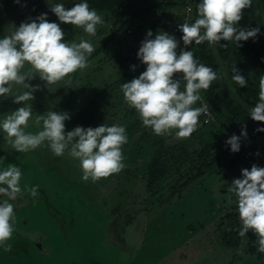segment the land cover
I'll use <instances>...</instances> for the list:
<instances>
[{"label":"rangeland","instance_id":"1","mask_svg":"<svg viewBox=\"0 0 264 264\" xmlns=\"http://www.w3.org/2000/svg\"><path fill=\"white\" fill-rule=\"evenodd\" d=\"M198 2L200 0L125 1L128 14L124 19L129 25L95 55L121 23L100 14L105 24L98 26L95 37L67 24L69 29L64 31L65 35L75 30L70 41L78 42L83 37L93 43L95 51L89 57V67L73 74L70 85L61 81L47 88L39 77L26 81L41 85V90L34 93L35 99L30 101L33 120L36 115L49 110L67 112L71 119L65 121L66 131H71L75 128L71 124L73 117L88 115L85 128L118 124L126 128L128 136V142L123 146L126 167L93 183L82 179L79 161L67 153L57 157L47 144L34 152L19 153L5 147L4 133L0 130V170L13 164L7 160L10 157L22 169L21 187L25 191L13 202L16 205L15 232L24 239L34 261L40 264L55 261L86 264V256L92 254L96 264H254L255 257L248 252L247 238L240 236L241 242L236 248L219 244L218 235L230 223L223 219L224 226L219 228V221L230 213L241 227L236 198L232 196V202H229L227 187L234 179L242 178V169L250 170L253 164L264 167V164L238 158L232 165L223 167L230 160L225 158L206 170L199 180L180 188L185 176L196 167L195 162L184 160L178 172L169 173L156 186L148 188L144 172L155 150L154 141L162 142L164 146H179L175 153L182 158L184 152L199 150L211 141H217L219 135L209 130L203 136L195 137L194 132L190 138L182 140L174 135H154L143 126L138 113L124 102L120 90L117 58L138 52L148 30L153 32V38L159 32H167L178 40L174 28L189 22L192 14L197 16ZM253 2L258 10L264 7L262 0ZM156 3L164 5L158 8ZM50 4V0H0V38L10 34L22 22H30V18L44 13L52 21L55 14L51 12ZM63 25L60 23L64 30ZM224 80L220 81L222 88H225ZM21 106L23 104L13 103V98H0V120ZM248 124L250 137L255 128H264V122L254 121L251 117ZM38 130L34 124L28 129ZM248 135L242 137L264 152V132L255 140H250ZM37 185L38 195L32 197L27 189ZM69 223L74 225L69 226ZM86 223L100 224L98 239L92 237L94 230L89 226L87 232H78L81 228L86 230L83 225ZM77 225H81L80 228H73ZM87 242L90 245L83 244Z\"/></svg>","mask_w":264,"mask_h":264},{"label":"clouds","instance_id":"2","mask_svg":"<svg viewBox=\"0 0 264 264\" xmlns=\"http://www.w3.org/2000/svg\"><path fill=\"white\" fill-rule=\"evenodd\" d=\"M252 4L253 0H200L194 22L178 25L183 33V48L174 35L159 32L153 38V32L147 31L137 54L146 70L120 86L124 102L138 113L145 128L154 135H174L178 140L190 138L198 130L201 115H209L206 103L194 106L203 99L201 91H207L213 82L227 74L200 63L193 50H188L189 46L204 42L215 46L227 41L240 47L241 41L255 40L260 33L259 27H238L244 10ZM50 10L60 23L82 29L90 37H95L98 26L105 24L104 18L90 8L87 0H81L71 8H66L64 3L50 4ZM256 14L261 13L257 10ZM60 23L50 22L44 13L30 18V22H22L10 34L0 38V98H13V103L23 104L5 114L0 120V130L4 133L5 147L27 154L47 144L55 156L62 157L67 153L78 160L82 179L96 183L126 167L123 163V146L128 142L126 128L105 123L97 127L76 126L66 131L65 121L71 116L55 110L36 115L33 120L30 101L35 99L34 93L41 90V85L26 81L39 77L47 88L61 81L70 85L73 74L89 67V57L95 51L93 43L83 37L78 42L66 41ZM222 46L227 47V44ZM131 67L134 71L136 66ZM232 73L231 79L236 84L241 88L247 86L246 78L235 64ZM177 74L184 82L183 90ZM17 88L22 91H14ZM258 96L249 115L254 121L264 122V75L259 79ZM30 121L40 130L28 131L32 126ZM256 131L264 132V128ZM241 136L247 137L246 125L242 127ZM241 136L233 134L226 142L233 153L240 151ZM250 160L253 159L246 161ZM22 178V169L16 164L0 170V248L6 252L12 250L9 241L16 231V205L13 202L25 191L21 187ZM38 189L37 185L27 191L36 197ZM227 192L230 203L232 196L236 198L241 222L239 236L254 233L257 250L264 254V167L253 164L250 170L242 169V178L234 179Z\"/></svg>","mask_w":264,"mask_h":264},{"label":"trees","instance_id":"3","mask_svg":"<svg viewBox=\"0 0 264 264\" xmlns=\"http://www.w3.org/2000/svg\"><path fill=\"white\" fill-rule=\"evenodd\" d=\"M52 4L64 3L66 8H71L74 4L81 2V0H50ZM129 0H87L90 8L95 9L99 14L108 15L114 22L121 23L120 26L113 32V34L101 45V47L94 53L98 54L103 51L113 38L129 23L124 19L128 14L124 8V2ZM264 2V0H262ZM199 3V2H198ZM164 4H157L156 7L162 8ZM258 6L253 2L250 8L243 12V18L238 27L260 28V33L255 40L249 39L248 41H241L242 46L238 47L235 42L221 41V44L209 46L207 42L200 45L193 44L189 46L188 50H193L195 58L206 66L211 67L218 73H226L221 79L213 82L207 91H201L202 101H198L195 107H199L206 103L209 108L210 120L205 122L206 116L200 117V128L195 132V137L203 136L208 130L215 132L219 135L217 141H211L208 145L196 150L192 153L184 152V156L180 158L175 152L180 148L176 145L164 146L162 142L154 141L155 150L147 164L144 172V179L148 188L156 186L162 179L167 177L171 172H178L179 166L183 164L184 160L195 162L196 167L188 173L185 181L178 187H188L195 181L204 176L205 171L221 162L225 158H230L229 162H225L223 167L232 165L238 158L245 160L241 156V152L233 153L231 146L223 143L224 138L228 134H235L241 136L242 127L246 125V130L249 129L248 121L249 109L255 106L258 102L259 94V79L264 75V7L259 8L260 15H257ZM196 15L192 14L189 23L194 22ZM50 22L60 23L58 17L55 15ZM64 31L69 29L67 24L63 25ZM75 33L72 30L69 34L65 35V40L70 41ZM183 33L177 34L178 39L181 40ZM222 44H227L223 47ZM181 47V43H180ZM138 52L134 54H127L117 58V67L120 72L119 84L129 82L133 78H138L139 75L146 70L144 65L138 58ZM240 70L241 74L247 80V86L241 88L232 79V66ZM132 65H135V70H132ZM177 79H181V90H183V80L180 74H177ZM224 80L225 88L221 87L220 81ZM229 96V97H228ZM88 117V115H86ZM85 115H77L71 120V124L76 126H83L89 122ZM259 128V127H257ZM252 130L250 140H255L263 132ZM241 142L247 147L254 150H259L258 146L247 143L241 136ZM262 154L261 150H259ZM258 162V159L250 158ZM252 161V160H250ZM264 164V163H262ZM221 169V167H220ZM222 220L219 221V228L223 227V219L228 220L230 223L226 224L225 229L221 230L219 244L227 248H236L241 242L239 236L240 226L238 221L232 214H226ZM72 224V223H70ZM247 238L248 252L255 257L254 264H264V254L258 252V244L256 243L257 237L254 233L249 232Z\"/></svg>","mask_w":264,"mask_h":264},{"label":"flooded vegetation","instance_id":"4","mask_svg":"<svg viewBox=\"0 0 264 264\" xmlns=\"http://www.w3.org/2000/svg\"><path fill=\"white\" fill-rule=\"evenodd\" d=\"M73 225V223L69 224V226ZM73 228H76V226ZM23 241L24 239L17 236L16 232H14L13 238L9 241L12 245V250L6 252L3 248H0V264H40L41 262L33 260L29 248L23 243ZM53 264H58V261H55Z\"/></svg>","mask_w":264,"mask_h":264},{"label":"built area","instance_id":"5","mask_svg":"<svg viewBox=\"0 0 264 264\" xmlns=\"http://www.w3.org/2000/svg\"><path fill=\"white\" fill-rule=\"evenodd\" d=\"M174 33L177 35L179 32H181V31H179V29H178V27H175L174 28ZM178 41H180V43H181V48H183L184 47V45H183V41L182 40H180V39H178ZM201 104H203V103H201ZM211 118H210V114L208 115V116H206V120L208 121V120H210ZM205 120V121H206ZM232 135L231 134H228L225 138H224V140H223V143H226L227 142V140L231 137ZM229 137V138H228ZM228 138V139H227ZM240 143H241V148H240V152H241V156L245 159V160H249L250 158H255V159H258V160H261V161H263L264 162V154H262L259 150H254V149H252V148H250V147H247L245 144H243L241 141H240ZM259 153V155H256V153Z\"/></svg>","mask_w":264,"mask_h":264},{"label":"crops","instance_id":"6","mask_svg":"<svg viewBox=\"0 0 264 264\" xmlns=\"http://www.w3.org/2000/svg\"><path fill=\"white\" fill-rule=\"evenodd\" d=\"M70 224V223H69ZM74 224V223H73ZM84 226H86L85 228H86V230H84L83 228H81V231H80V229L78 230V232H87L88 231V228L90 227V228H92L94 231H93V235H92V237L93 238H95V239H98V237H100L101 235H100V231H101V229H99V227L98 226H100V224L99 223H94V224H90V225H87V223L86 224H83ZM81 226V225H80ZM80 226H76V228H80ZM89 226V227H88ZM75 228V229H76ZM104 235V234H103ZM104 237V236H103ZM107 238V241H109V238H110V236H108V237H106ZM91 241H94V239H92ZM90 242H87V243H83V244H86V245H90L89 244ZM15 246H17V245H15ZM108 246V244H105V247H107ZM92 250V249H91ZM111 250V249H110ZM110 250H107L109 253H110ZM90 253V252H89ZM115 256H118V253H116L115 254ZM87 257V263L86 264H96V262H94L93 261V258H92V254L91 255H87L86 256ZM90 258H92L91 260H89ZM58 264H60V263H58ZM63 264V263H62ZM107 264V263H106Z\"/></svg>","mask_w":264,"mask_h":264},{"label":"water","instance_id":"7","mask_svg":"<svg viewBox=\"0 0 264 264\" xmlns=\"http://www.w3.org/2000/svg\"><path fill=\"white\" fill-rule=\"evenodd\" d=\"M7 158H8V157H7ZM10 158H11V157H10ZM10 158H9V159H7V160H9L8 162H10V163H13V164H14L15 162H12V161L10 160ZM16 162H17V161H16ZM51 210H52V212H53L55 215H57V214H56V212L54 211V209H52V208H51Z\"/></svg>","mask_w":264,"mask_h":264}]
</instances>
